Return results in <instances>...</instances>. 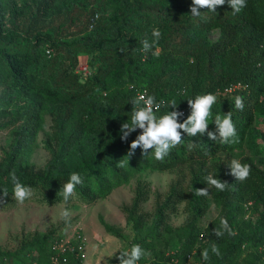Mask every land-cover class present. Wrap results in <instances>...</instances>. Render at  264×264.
<instances>
[{
	"label": "trees",
	"instance_id": "obj_1",
	"mask_svg": "<svg viewBox=\"0 0 264 264\" xmlns=\"http://www.w3.org/2000/svg\"><path fill=\"white\" fill-rule=\"evenodd\" d=\"M191 6L192 0H0V131L11 134L0 155V201L14 198L13 172L32 189L36 202L51 206L64 203L59 191L73 173L82 183L67 203L88 205L107 197L130 174L185 168L189 185L171 186L155 202L152 217L143 210L149 199L144 183L122 207L134 235L128 250L139 245L146 253L137 264H187L193 250L200 255L204 249L209 259L200 255V264H264V163L260 168L249 156L234 159L264 97V0H246V7L235 14L228 0L216 12L200 9V16H192ZM154 29L160 39L145 53L142 42H153ZM213 31L218 37L209 43ZM157 48L158 57L153 55ZM81 55L87 58L86 75L77 69ZM236 83L239 89L224 93ZM136 89H145L157 103L166 101L158 117L183 113L179 123L191 112L188 100L216 95L207 131H215L217 115L230 112L238 142L221 144L209 140L207 133H182V142L163 160L154 158V150L142 155L140 148L126 159L130 144L141 134L137 129L124 141L120 132L130 122ZM236 96L243 97V111L235 108ZM45 115L50 131L42 146L49 158L38 168L28 159ZM232 160L251 166L245 181L230 174ZM209 174L226 182L225 190L207 185ZM199 189H208V195H195ZM181 202L188 220L184 228L173 229L168 215ZM211 204L219 214L201 231L196 223ZM221 218L228 220L234 236L214 234ZM99 221L109 234L119 236V229L102 217ZM53 238V230L35 232L20 250L47 249L49 263ZM170 242L175 252L166 256ZM213 244L220 256L211 252ZM67 257L65 264H80L75 255Z\"/></svg>",
	"mask_w": 264,
	"mask_h": 264
},
{
	"label": "rangeland",
	"instance_id": "obj_2",
	"mask_svg": "<svg viewBox=\"0 0 264 264\" xmlns=\"http://www.w3.org/2000/svg\"><path fill=\"white\" fill-rule=\"evenodd\" d=\"M217 37L218 31L210 33L209 43L214 42ZM78 59L77 69L80 70L86 65L87 58L81 55ZM260 101L261 104L253 110L252 122L244 131L243 141L235 151L237 155L234 159H239V156H249L258 167L263 168L264 97H261ZM49 127L50 118L45 115L28 159L29 163L38 168L42 167L49 158L42 146L50 131ZM10 139L9 131H0V155L1 149L9 144ZM139 183H144L149 189V199L143 204V210L152 217L155 202L166 197L171 186L175 185L177 189L187 187L190 183V173L182 168L171 172L146 170L138 174H130L126 182L113 189L107 197L88 205L70 201L66 204L47 206L36 202L33 193L23 204L17 202L15 198L10 201H0V253H3L0 254V264H50L46 263L47 249L27 246L24 250H20L22 244L28 242L35 232L44 235L50 230L54 231L55 239L68 237L73 233L82 237L86 256L80 264H119L116 257L128 250V245L134 237L122 207L131 203ZM64 209L70 213L67 220L60 216ZM218 214L219 209L211 204L204 216L197 221L196 226L201 231L207 230ZM99 217H102L108 225L119 229V236L109 234L100 223ZM187 220L188 212L185 203L181 202L176 212L169 213L167 222L171 228L179 229L184 228ZM149 226L150 223L147 227ZM167 239L165 235L164 240ZM160 246L164 244L161 243ZM175 248L176 245L170 242L169 249L165 252L166 256L173 254ZM240 255L243 257L245 252ZM68 258L64 255L60 258L59 264H65ZM199 259L200 255L193 250L187 264H200Z\"/></svg>",
	"mask_w": 264,
	"mask_h": 264
},
{
	"label": "clouds",
	"instance_id": "obj_3",
	"mask_svg": "<svg viewBox=\"0 0 264 264\" xmlns=\"http://www.w3.org/2000/svg\"><path fill=\"white\" fill-rule=\"evenodd\" d=\"M225 4V0H192V6L190 7V13L192 16H200V9H207L212 12H216V9ZM228 6L233 10V13H239L244 7H246V0H228ZM154 37L153 42L150 44L145 39L142 44V50L147 53L158 43L161 33L158 29L152 31ZM154 56L160 55V49L157 48L153 52ZM239 87V86H238ZM227 91H231L230 89ZM216 95L206 94L197 96L194 100H188V105L191 109L190 114L183 123H179L178 120L183 116V113L179 111L167 112L162 116H157L162 106L166 105V101L160 100L156 102L154 96L148 95L146 92L138 95L132 100V113L130 122H125L121 125L120 132L122 133L121 139L126 141L129 135L135 132L137 129L141 130L134 141L130 144V150L127 153L126 159L129 160L135 153L137 148L142 150V155H147L148 150H154V158L156 160H163L169 151L179 145L182 142V133H186L188 137H195L197 134L204 135L207 133L209 140L217 141L221 144L237 143L235 125L232 123L231 113L228 112L223 117L217 115L214 119L215 131L208 132V119L211 117V108L216 102ZM235 108L243 111L244 102L243 97L236 96ZM172 109L176 108V101L170 102ZM189 149L193 147V144H189ZM118 166L123 167V163ZM251 172V166L248 164H241L237 160H232L230 166V174L235 177L237 181H245ZM12 183L14 184L13 194L14 198L20 204L32 196V189L23 186L15 173H10ZM82 183L80 175L78 173L71 174L68 182L63 185V188L59 191V194L63 197V201L66 204L74 195L76 185ZM207 185L213 186L218 191L225 190L227 183L222 182L219 179L213 178L211 174L206 177ZM8 193L5 189L3 196L7 197ZM195 195L207 196L208 189L195 190ZM60 216L62 219L67 220L70 213L64 209L61 211ZM214 234L220 238L225 232L230 236H234L236 233L231 229L228 220L226 218L220 219V227L214 229ZM211 252L216 256H220L219 248L213 244L211 246ZM146 253L139 245H133L130 250H126L120 253L118 257L119 264H137V262ZM201 258L204 261L209 259L208 249H204L201 253Z\"/></svg>",
	"mask_w": 264,
	"mask_h": 264
},
{
	"label": "built area",
	"instance_id": "obj_4",
	"mask_svg": "<svg viewBox=\"0 0 264 264\" xmlns=\"http://www.w3.org/2000/svg\"><path fill=\"white\" fill-rule=\"evenodd\" d=\"M78 71L81 72L83 75H86L88 72L87 66L85 65L82 69ZM240 87H241L240 83L230 85L224 89V93H230L236 89H239ZM229 89L231 91H227ZM145 92H146L145 89H136L135 91L136 97ZM263 250H264V246H263ZM67 254H73L76 257L80 258L81 260L85 258L86 255L84 252V243L80 235H76V233H73L68 237L65 236L55 239L51 245V254L49 256V263L59 264L60 258Z\"/></svg>",
	"mask_w": 264,
	"mask_h": 264
}]
</instances>
